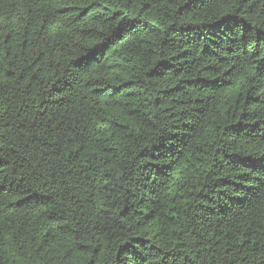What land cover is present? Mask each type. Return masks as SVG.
<instances>
[{
    "label": "trees",
    "instance_id": "16d2710c",
    "mask_svg": "<svg viewBox=\"0 0 264 264\" xmlns=\"http://www.w3.org/2000/svg\"><path fill=\"white\" fill-rule=\"evenodd\" d=\"M0 264H264V0H0Z\"/></svg>",
    "mask_w": 264,
    "mask_h": 264
}]
</instances>
